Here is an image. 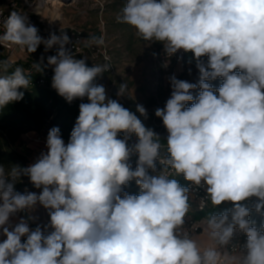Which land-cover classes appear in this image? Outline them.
I'll use <instances>...</instances> for the list:
<instances>
[{"label": "clouds", "instance_id": "obj_1", "mask_svg": "<svg viewBox=\"0 0 264 264\" xmlns=\"http://www.w3.org/2000/svg\"><path fill=\"white\" fill-rule=\"evenodd\" d=\"M118 19L144 41L163 43L169 56L181 49L194 54L198 84L173 75L170 98L155 110L168 132V156L161 157L160 137L152 129L116 100H106L104 86L94 83L110 63L86 66L65 48L66 34L43 39L17 11L0 20L5 29L0 45L28 53L41 43L45 50L59 45L48 57L52 87L69 103L89 101L79 105L67 144L53 127L47 152L35 163L7 172L0 166V227L6 236L0 264H221L220 252L201 251L183 230L190 192L169 178V169L196 186L206 184L213 207L232 202L230 210L206 218V230L221 247L230 244L235 230L246 233L242 255L232 264H264V224L257 229L248 219L253 210L264 209V0H127ZM89 43L104 41L93 36ZM9 67L0 62V108L22 100L18 89L31 84L22 68L7 74ZM218 77L223 83L217 88L206 82ZM197 87L200 93L188 107ZM126 90L122 84L117 94ZM136 110L147 116L142 105ZM133 134L138 140L129 146ZM133 154H138L134 170ZM157 161L163 170L150 175ZM21 175L42 192L14 191ZM133 180L139 195L123 190ZM251 197L257 198L251 207L242 203ZM37 203L49 210L50 234L39 226L30 231L23 219L9 230L11 215Z\"/></svg>", "mask_w": 264, "mask_h": 264}, {"label": "built area", "instance_id": "obj_2", "mask_svg": "<svg viewBox=\"0 0 264 264\" xmlns=\"http://www.w3.org/2000/svg\"><path fill=\"white\" fill-rule=\"evenodd\" d=\"M96 10L103 14L106 0H92ZM80 0H0V20L6 19L12 11H17L27 17V22L30 25L35 26L38 29V35L43 39L50 38L51 34L60 36L66 34L69 37V43L65 45V48L76 59H84L86 66L92 67L94 64L110 63L111 67L108 71H105L99 75L94 83L97 85H103L106 92V100L111 99V94L116 86L117 78L121 79V84H126V81L121 78L118 73V64L111 54L108 40L106 38V24L100 17L99 24L97 25L96 32L86 31L81 27H73L69 25L66 20L67 9L77 8ZM5 29L0 23V35L4 33ZM102 38L104 43L97 45L89 43L91 37ZM59 49V45H54L53 48L45 50V45L41 43L37 50L33 53H28L27 50H22L18 45H0V62H10L11 65L22 66L27 76L35 77V84L47 85L52 83L54 76V66L48 64V57L56 55ZM105 57L108 59L106 60ZM154 62L160 70H162V78L171 87L170 77L173 75L177 78V74L173 67H177L183 71L187 65L184 62V51L178 50L175 54L169 56L165 49L162 48L155 52L153 56ZM39 64L41 70L37 71L33 65ZM33 85L32 83L30 84ZM88 99L87 97H85ZM81 98L74 99L71 103L67 102V106L70 108H76L79 106ZM48 133H42L37 136V141L43 143L47 141ZM166 144L161 143L160 155L161 157L168 156L167 152V138L159 135ZM118 138L123 139V133L118 134ZM138 138L133 134L127 141L129 146L134 145ZM138 160V154H133L130 157V163L133 170L136 167V161ZM163 165L156 162V172L153 173L149 170L150 175H158L163 170ZM170 179H176L178 182L185 184V187L189 189V200L193 204V210L185 216V223L182 226L183 230L187 231L189 235L198 234L204 231L199 220L193 217V212H203L213 207L208 200V194L206 192L207 185L203 187L196 186L190 181H187L183 174H177L173 170L169 169ZM135 181V180H133ZM201 201L205 202V207L201 210ZM220 206V205H219ZM247 241V235L243 231H234L232 241L226 247H221L218 243V248L221 251V264H232V258H239L242 255L244 246Z\"/></svg>", "mask_w": 264, "mask_h": 264}, {"label": "rangeland", "instance_id": "obj_3", "mask_svg": "<svg viewBox=\"0 0 264 264\" xmlns=\"http://www.w3.org/2000/svg\"><path fill=\"white\" fill-rule=\"evenodd\" d=\"M126 2L127 0H106L105 8L103 14L101 15L100 12L96 10L92 0H80L77 8H72L69 10L67 9L66 20L68 21L69 25H72L73 27H81L86 31L96 32L97 25L99 24L100 17L102 16V19L106 24L105 32L111 54L118 64V73L127 83V90L125 94L118 95L117 93L119 92L120 86L122 84L120 83L121 79L117 78L118 83L113 89L111 100H116L123 107H130L135 110V114L145 125V127L152 129L158 136L162 135L167 138L168 132L163 124L162 119L155 115V110L157 108L165 107L166 101L170 98L172 91V88L166 83V81L163 80L162 70L156 66L153 59L155 52L159 51L160 47L157 41H144L142 38L136 35V29L134 27L120 22L118 18L122 15V9L126 5ZM173 69L177 74V79L186 80L190 83H196L199 75V70L197 68L187 66L183 71L177 67H173ZM197 92L198 91L195 89L192 90L194 100L192 102H188V107H190L191 104L195 102V98L198 94ZM138 104L142 105L146 109V117L137 112L136 106ZM23 142L26 148H28L30 151L29 162L31 165L36 162V159L34 158H39L37 155L42 153L39 151L41 148H39V146L32 145V142ZM46 142L41 143V145H46ZM34 192L39 195L40 192H42V188ZM256 201V197H251L248 201L242 203H245L247 206L251 207L252 203ZM189 203L190 210H193L194 206L190 200ZM229 207H233V204L230 201L222 202L220 205V208ZM27 211L28 213L31 212L29 214L31 215V223L36 225L37 221H39L37 219V215L33 213L32 210ZM261 212H264V209H262ZM194 213L195 212H193V217ZM11 216L9 217V225H11L9 230H12V228H14L15 225L18 224L21 219H23L20 216L18 217L20 220H11ZM199 221L202 225V228H204V231L198 234L193 233L190 235V237L196 240L201 251L213 248L221 253L217 242L210 237L209 231L206 230V219H200ZM27 223L30 231H33L29 222ZM0 231L1 242L2 238L3 241L6 239V236L3 235L2 227H0ZM235 231L241 230L237 229Z\"/></svg>", "mask_w": 264, "mask_h": 264}, {"label": "trees", "instance_id": "obj_4", "mask_svg": "<svg viewBox=\"0 0 264 264\" xmlns=\"http://www.w3.org/2000/svg\"><path fill=\"white\" fill-rule=\"evenodd\" d=\"M157 43L160 47L159 49L163 48V43L158 41ZM201 59H203L205 63L207 62V57H202ZM184 62L188 67L196 68V62L192 52H184ZM16 67L23 69L22 66L10 64L7 74H11ZM25 75L27 76V74ZM28 77L31 79L33 85H30L28 88L18 89V91L24 93L23 99L11 102L3 108H0V166H3L6 172L10 171L14 166L24 168L30 165V151L22 141V137L25 134L29 132H37L38 134L48 133L51 128L58 127L60 129L61 138L64 140L65 144H67L79 115V106L76 108L68 107L65 98L57 93L52 87V83L38 85L35 84V77ZM198 81L199 75L196 80L197 84ZM206 82L211 83L214 88H217L223 83V80L218 77L214 81ZM195 90L198 91V96L200 93L199 87ZM214 94L218 95V93ZM88 102V99L83 97L79 105ZM125 108L135 113V110L132 108ZM160 142L166 144L162 139H160ZM9 182H11L10 178ZM179 183L181 186L185 187L184 183ZM36 190H38V188L30 182L27 176L21 175L14 184V191L21 194L34 192ZM123 190L130 195H139L141 191L135 181H130L128 185L124 186ZM231 208L232 207L220 208V206L209 208L203 212H195L194 217L199 220L206 219L212 213L222 214ZM16 214L29 222L33 231L36 229L37 226L31 223V219L29 218L30 215L27 210L17 212ZM248 219L252 222V226L259 229L260 225L264 224V212L257 213L253 210ZM45 226L47 225L39 227L44 235H48L53 229ZM26 239L27 237L22 238L21 242H25Z\"/></svg>", "mask_w": 264, "mask_h": 264}, {"label": "crops", "instance_id": "obj_5", "mask_svg": "<svg viewBox=\"0 0 264 264\" xmlns=\"http://www.w3.org/2000/svg\"><path fill=\"white\" fill-rule=\"evenodd\" d=\"M54 47V46H53ZM52 47V48H53ZM39 134L37 132H29L27 134H25L23 137H22V141H29V142H32V145H35V146H39V148H41V152L43 153H46L47 151V146L46 145H41V143H38L36 141V137L38 136ZM40 155H37V157H39ZM34 159H38V158H34ZM35 161V160H34ZM33 213H35L37 215V219L39 221H37V224L38 226H41V225H44V224H49L50 223V216L48 214L49 210L48 209H45L42 205H40L39 203H37V205L32 209ZM31 212H29L30 214ZM31 216V215H30ZM12 219L11 220H20V217L19 215L17 214H14L13 216H11ZM41 222H46V223H41ZM0 235H1V231H0ZM22 239V238H21ZM3 242V238H2V241ZM0 242V243H1Z\"/></svg>", "mask_w": 264, "mask_h": 264}]
</instances>
